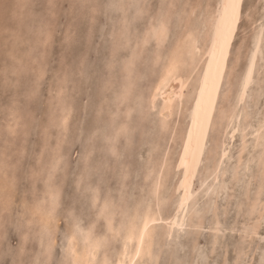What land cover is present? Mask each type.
Instances as JSON below:
<instances>
[{"label": "rangeland", "instance_id": "obj_1", "mask_svg": "<svg viewBox=\"0 0 264 264\" xmlns=\"http://www.w3.org/2000/svg\"><path fill=\"white\" fill-rule=\"evenodd\" d=\"M219 2L0 0V264L21 259L27 264H69L70 237L84 241L91 231V238L102 245L95 263L115 264L124 244L121 225L129 215L153 204L163 210L157 212L163 221L176 213V185L184 177L176 162L204 50L215 39L211 5ZM98 4L118 9L81 7ZM201 4L206 18L189 15L184 23L186 30L199 27L195 62L188 45L156 34L159 24L152 8L158 13L160 5H170L166 12L172 20L178 12L199 14ZM262 4L264 0H245V11L251 13L249 39L264 20ZM69 32L71 41L66 43ZM170 33L175 35L174 26ZM175 51L183 61L177 78L185 82V91L170 116L162 117V100L157 97L151 105V94L164 62ZM247 56L245 45L241 58L224 69L227 78L220 81L199 165L188 184L193 199L182 210V226L166 236V222L157 224L150 253L135 261L264 264L261 72H255L250 97L241 103L234 95ZM125 126L133 131L134 147L123 135L117 137ZM110 138L115 139L110 143ZM221 152L227 153L222 159ZM240 168L246 170L237 172ZM109 215L114 231L108 228ZM79 242L81 249L85 243Z\"/></svg>", "mask_w": 264, "mask_h": 264}, {"label": "snow or ice", "instance_id": "obj_2", "mask_svg": "<svg viewBox=\"0 0 264 264\" xmlns=\"http://www.w3.org/2000/svg\"><path fill=\"white\" fill-rule=\"evenodd\" d=\"M81 7H89L92 11H100L105 8L118 9V6L115 4H98L94 7L81 5ZM170 7V5H160L158 13L155 7L152 8L153 18H158L159 23V27L155 30L156 34L160 37L167 35L171 43H175L176 40H179L180 44L189 46V51L191 53L194 50L191 46L198 39L196 33L199 31V27L198 25H194L191 29L186 30L184 28L185 17L189 15L196 16L198 20L203 21L206 18L204 6L202 4L197 6L200 9L199 14L196 12L191 14L178 12L172 20H169L166 12V9ZM261 7L264 8V4H262ZM211 8V19L215 30L213 55H218L217 76L221 82L227 78V72L224 70L226 64H234L238 58H241V53L244 51L245 45H247L248 56L244 65H242L237 81L236 93H234V95H238L242 103L245 98L250 97L251 92L254 90L256 71L261 72V80L264 81V20L261 22L258 34L252 39H249L248 20L251 19V13L250 10L248 12L245 11V0H220L218 4L213 3ZM172 26L175 28V35L170 33V27ZM113 38H115V36ZM70 41L71 32L66 34V43H70ZM230 52L233 58L231 61H229ZM163 67L165 70V79L172 78L179 69L176 57L172 56L166 60ZM219 90L220 88L214 80L213 91ZM224 90L226 92L227 88L225 87ZM209 104L215 107V103L211 98L209 99ZM259 124L260 131L258 135L260 136V146L264 149V116L261 117ZM233 127L239 130L238 126L235 124ZM245 129H247V125H245ZM120 135H123L129 141V144L134 147L132 130H129L127 126L122 127L120 132L117 133V137ZM232 135L235 137V132H233ZM114 139L115 138H110L108 142L111 143ZM112 154L117 160L122 159L115 150H113ZM225 155H227V153H225ZM249 163L251 164L253 161L249 160ZM260 167L261 170L264 171V152H262L260 157ZM245 170L244 168H240L237 169V172ZM185 200H187V193L185 194ZM7 208L8 202L6 200L4 210L7 211ZM158 210L161 213L163 211L159 209L157 204H153L152 206L145 205L143 208L139 209L134 216L129 215L127 220L123 223L122 238L126 241V255L130 256L131 253H135L137 257L141 255V251L150 238L151 233L155 230V226L157 224H163L164 222L157 216ZM180 210H184V201L180 202ZM127 240L133 241L131 252L127 250ZM68 251L71 253V249H68ZM13 264H27V261L21 259L19 261H14ZM69 264H72V262L69 261ZM121 264H127V260L122 261ZM134 264H139V261H135Z\"/></svg>", "mask_w": 264, "mask_h": 264}, {"label": "bare ground", "instance_id": "obj_3", "mask_svg": "<svg viewBox=\"0 0 264 264\" xmlns=\"http://www.w3.org/2000/svg\"><path fill=\"white\" fill-rule=\"evenodd\" d=\"M210 1H213V0H210ZM210 4V3H209ZM210 7V6H209ZM262 8V7H261ZM210 11V10H209ZM212 11V10H211ZM261 11V10H260ZM194 12V11H193ZM211 13V12H210ZM209 17H211L209 15ZM152 18V17H151ZM126 22V21H125ZM124 22V23H125ZM134 22V21H133ZM128 23V22H126ZM130 24V23H128ZM159 24V23H158ZM125 25V24H124ZM157 25V24H156ZM214 30V29H213ZM127 31V30H126ZM154 31V30H153ZM152 31V32H153ZM124 32H122L123 34ZM154 33V32H153ZM152 33V34H153ZM213 33V31H212ZM214 34V33H213ZM120 35V34H119ZM123 36V35H122ZM154 36V35H153ZM120 37V36H119ZM213 37V36H212ZM159 39V37H158ZM116 40V39H115ZM212 40V39H211ZM196 42V41H195ZM194 42V44H196ZM128 43V42H127ZM197 45V44H196ZM182 47H184L182 45ZM194 50H195V46L192 45L191 46ZM186 48V47H185ZM187 48L189 49V47L187 46ZM197 49V48H196ZM200 49V48H199ZM194 50L191 52L192 53V56L190 55L191 57V60H193V56L195 55L194 54ZM185 51V50H184ZM187 51V50H186ZM189 51V50H188ZM204 60H203V63H201V68L199 70L200 74H199V79H198V83H197V86L194 87L195 89V92L193 94L194 98H193V101L191 102L192 105H191V108H190V114H189V122H188V125L186 127V130L184 132V135H183V140H182V145H181V150H180V153H179V156L177 158V162H176V167L178 169H180L183 173H184V177L182 179H180L179 183H177V187H176V190L179 191V199H178V202H177V210H176V213L171 217V218H168V219H165L164 222H166L167 226H166V236H170V232L172 230L173 227H181L182 224H183V214H182V210H180V202L181 201H184V206L187 205V202L190 200L191 196H192V193L190 191V187L188 186V184L190 183V179H191V175L193 173V170H195V167L197 166L198 162H199V158H200V152H201V148H202V145H203V141H204V138H205V135H206V131L207 128H208V124H209V120H210V114L212 112V106H210L209 104V99L211 98V100L214 102L215 100V96H216V92L217 91H213V82L215 80L217 86L219 87V84H220V79L219 77L217 76V62H218V55L217 56H214L213 55V42L212 44L207 47L206 50H204ZM179 52V51H178ZM177 51H175L174 53H172V55L170 56V58L172 56H175L176 59H177V62L178 64L180 65V63L182 61V59L180 60V55L178 54ZM170 53V54H171ZM184 53V52H183ZM190 53V52H189ZM135 55V54H134ZM167 55V54H166ZM165 55V56H166ZM202 55V54H201ZM200 55V56H201ZM196 58V57H195ZM198 58V57H197ZM165 59V58H164ZM199 59V58H198ZM201 59V58H200ZM190 60V61H191ZM202 60V59H201ZM125 61V60H124ZM181 61V62H180ZM195 61V60H193ZM188 62V61H186ZM196 62V61H195ZM201 62V61H200ZM186 64V63H185ZM184 64V65H185ZM193 64V63H192ZM198 64V62H197ZM191 65V64H190ZM186 66V65H185ZM194 66V65H193ZM181 67V66H179ZM191 67V66H190ZM195 68V66L193 67ZM192 68V69H193ZM197 68V67H196ZM161 69H163L161 67ZM182 69V68H181ZM194 70V69H193ZM191 70V71H193ZM260 72V71H259ZM129 73V72H128ZM162 73V74H161ZM161 76L159 77L158 81L156 82L153 90H152V94H151V105H153L154 103H156V98L157 97H160V99L162 100V106H161V114L163 115L162 117H168L170 116V113H171V110L173 108V105H174V102L177 98H180L182 97L183 95V89L185 91V82L183 80H180L177 78V73L172 77V78H169V79H165V70H162L161 72ZM129 75V74H128ZM193 75V74H192ZM198 74H196L197 76ZM198 77V76H197ZM183 81V82H182ZM207 81V82H206ZM188 82V81H187ZM130 86V85H129ZM129 89V88H128ZM110 90V89H109ZM114 91V90H113ZM120 91V90H119ZM122 94V93H121ZM119 95V93H118ZM192 96V97H193ZM116 97V96H115ZM150 98V97H149ZM219 98V97H218ZM182 99V98H181ZM119 100V99H118ZM217 100V99H216ZM263 100V99H262ZM189 101V100H188ZM239 102V101H238ZM181 103V102H180ZM122 106V105H121ZM154 106V105H153ZM152 106V107H153ZM69 111V110H68ZM70 113V112H69ZM64 114V113H63ZM62 114V115H63ZM68 114V113H67ZM160 114V113H159ZM160 114V115H161ZM71 114H68L66 115L69 116ZM173 116V115H172ZM66 117H64L66 119ZM161 117V116H160ZM259 117V116H258ZM240 118V117H239ZM63 119V118H61ZM64 119V120H65ZM69 117H68V121H69ZM230 120V119H229ZM66 121V120H65ZM167 121V120H166ZM61 123H64V122H61ZM69 123V122H67ZM164 123V122H163ZM233 123V122H232ZM238 123V122H237ZM229 124V123H228ZM8 126V125H7ZM66 126V125H65ZM162 126V125H161ZM242 127V126H241ZM260 128V127H259ZM233 130V128H232ZM232 136V134H231ZM245 138V137H244ZM231 139V138H230ZM243 143V142H242ZM259 144V143H258ZM226 145V144H225ZM228 145V144H227ZM246 145V144H245ZM245 145L243 147H245ZM242 146V144H241ZM242 147V148H243ZM247 148V147H246ZM223 151V150H222ZM222 153V152H221ZM244 153V152H243ZM225 156V153H222L220 155V159H222V157ZM167 158V157H166ZM165 158V159H166ZM216 161V160H215ZM222 161V160H220ZM163 162V161H162ZM165 164V163H164ZM216 164V163H215ZM163 165V163H162ZM199 165V164H198ZM221 165V164H220ZM167 166V164H166ZM215 166V165H214ZM165 166H163L164 168ZM219 167V166H218ZM176 168V169H177ZM218 169V168H217ZM221 168L219 167V170ZM161 170V169H160ZM221 171V170H220ZM161 172V171H160ZM212 174V173H210ZM87 175V174H86ZM159 177V175H158ZM211 177V176H210ZM208 178V176H207ZM216 179V178H214ZM158 182V181H157ZM202 184V182H201ZM205 185V184H204ZM157 190V188H156ZM97 193V192H96ZM158 193V192H156ZM187 193V200H185V194ZM54 194V193H53ZM98 194V193H97ZM159 194V193H158ZM157 194V195H158ZM178 195V194H177ZM194 197V196H193ZM95 199V196L93 197ZM193 199V198H191ZM110 202V201H109ZM190 202V201H189ZM107 204V203H106ZM109 204V203H108ZM110 204H112L110 202ZM109 204V205H110ZM95 205V204H94ZM96 206V205H95ZM112 206H114L112 204ZM108 207V206H107ZM107 207L105 209H107ZM190 207V206H189ZM257 208V207H255ZM115 209V208H114ZM113 209V210H114ZM109 210V209H108ZM112 210V209H111ZM107 212V211H106ZM112 212L111 211V215H112ZM116 212V211H114ZM108 213V212H107ZM116 214V213H115ZM186 214V213H185ZM129 215V214H128ZM114 216V215H113ZM158 217L161 218L160 215H157ZM101 217H104V216H101ZM107 222H108V228L113 230L114 229L112 228V218L111 216L109 215L107 217ZM117 218V217H116ZM192 219V218H191ZM105 220V219H104ZM127 220V219H126ZM163 220V219H162ZM114 221V220H113ZM186 221V219H185ZM191 221V220H190ZM119 222V221H118ZM192 222V221H191ZM44 223V222H43ZM116 223V222H114ZM46 224V223H45ZM117 224V223H116ZM115 224V225H116ZM122 224V223H120ZM189 224V223H188ZM44 225V224H43ZM94 225V224H93ZM119 225V223H118ZM106 226V225H105ZM122 226V225H121ZM163 226V225H162ZM192 226V225H191ZM220 226V224H219ZM87 227V226H86ZM90 227V226H89ZM87 227V228H89ZM120 227V226H119ZM118 227V228H119ZM185 227V225H184ZM254 227V226H253ZM91 228V227H90ZM89 228V229H90ZM94 228V227H93ZM217 228V227H216ZM179 229V228H177ZM218 229V228H217ZM249 229V228H248ZM256 229V228H255ZM80 231H82L81 229H79ZM85 230V229H84ZM88 230V229H87ZM93 230V229H91ZM90 231V230H89ZM163 231V230H162ZM86 233V230L84 231ZM154 232V231H153ZM153 232L151 233V236L150 238L147 240L144 248L142 249L141 251V255L139 257H137L135 255V253H131V255H126V249H125V239H124V244H123V247H122V250L120 252V254L118 255V258L116 260V263L115 264H121L122 261H125L127 260V264H133L135 260H137V258H141L142 256H145L148 252L150 253V245H151V241H152V237H153ZM178 231H176L177 233ZM77 233V232H76ZM92 233V231H91ZM91 233H88L85 237H84V241H80L82 244L83 242L85 244H83L84 246L81 248V249H78L77 248V243L78 242L75 240V237L74 236H71L70 239H69V243H68V249H71V253H69L71 255V259H72V264H96V260H97V253H98V250H99V247L102 246L100 245L99 241L97 239H92L91 238ZM155 233V232H154ZM164 233V232H163ZM216 233V232H215ZM254 233H256L254 231ZM71 234V233H70ZM72 234H73V231H72ZM71 234V235H72ZM219 234V233H217ZM77 235V234H76ZM75 235V236H76ZM84 235V234H83ZM81 235V236H83ZM104 235V234H103ZM79 236V235H78ZM97 236V235H96ZM218 236V235H216ZM99 238V236H97ZM103 236H101L100 238L102 239ZM105 237V236H104ZM108 237V236H106ZM79 237H77L78 239ZM99 238V239H100ZM114 238V237H113ZM120 238V237H119ZM80 239V238H79ZM83 239V237H82ZM80 239V240H82ZM165 239V238H164ZM106 240V238H105ZM116 240V238H115ZM120 240V239H119ZM169 240V238H168ZM77 242V243H75ZM79 242V243H80ZM110 242V241H109ZM113 242V241H112ZM122 242V241H121ZM215 242V241H214ZM108 243V242H107ZM114 243V242H113ZM156 243L155 242V246H156ZM80 245V244H79ZM78 245V246H79ZM105 248L106 246L108 245H104ZM121 246V245H120ZM45 247V245H44ZM110 247V246H109ZM133 247V241L132 240H127V250L129 252H131V249ZM113 249H115L113 247ZM119 249V248H117ZM153 249V248H152ZM109 249H106V252L108 251ZM118 251V250H117ZM152 251V250H151ZM69 252V251H68ZM105 252V251H104ZM105 252V253H106ZM111 252H114V251H111ZM100 253V252H99ZM104 253V254H105ZM109 253V251H108ZM153 253V252H152ZM102 254V253H101ZM100 254V255H101ZM112 254V253H110ZM117 254V253H116ZM150 254H148V257L147 258H150L149 257ZM66 256V255H65ZM147 256V255H146ZM158 256V255H157ZM67 257V256H66ZM101 257H103L101 255ZM105 259V258H104ZM144 261H147L145 258H142L141 260ZM99 260V259H98ZM106 260H110V259H106ZM96 262V263H95ZM108 262V261H107ZM110 262V261H109ZM115 262V261H114ZM154 262V261H153ZM103 264L106 263V261L103 260L102 262ZM111 263V262H110ZM142 263V261H141ZM140 263V260H139V264ZM100 264V263H99ZM109 264V263H108ZM144 264V263H143Z\"/></svg>", "mask_w": 264, "mask_h": 264}]
</instances>
